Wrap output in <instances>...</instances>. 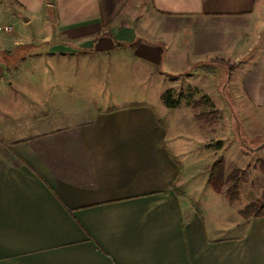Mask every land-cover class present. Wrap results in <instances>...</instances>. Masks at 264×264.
I'll return each instance as SVG.
<instances>
[{
	"label": "crops",
	"instance_id": "1",
	"mask_svg": "<svg viewBox=\"0 0 264 264\" xmlns=\"http://www.w3.org/2000/svg\"><path fill=\"white\" fill-rule=\"evenodd\" d=\"M211 84L264 113V0H0V264H264L170 129Z\"/></svg>",
	"mask_w": 264,
	"mask_h": 264
},
{
	"label": "rangeland",
	"instance_id": "2",
	"mask_svg": "<svg viewBox=\"0 0 264 264\" xmlns=\"http://www.w3.org/2000/svg\"><path fill=\"white\" fill-rule=\"evenodd\" d=\"M211 69L212 65H209L204 70L207 73ZM212 86L211 84L208 88L206 85L203 90L193 87L181 96V104L179 103L175 112L169 114L170 129L180 136V141L189 139V146L183 147V151L193 148L194 138L190 139L187 133L190 132L194 137L198 135V140L202 137L193 151L197 154L199 152L201 162L198 167L191 166L186 170L187 178L199 194V199H207V192L211 189L220 195L219 199L223 197L230 203L239 201L238 205L243 206L242 212L250 203L262 202L264 199V149L253 151L264 140V113L250 112L248 115H241V121L239 118L238 120L242 124V131L239 132V124L232 126L234 114L221 99L219 90L212 89ZM178 95L174 93L172 97L177 98ZM242 144L251 150L244 148ZM191 152L190 150V162H194L197 154L191 155ZM218 160L223 163L224 175L222 181L216 175L215 184L220 187L219 191L213 190L207 184L210 189L206 185V190L200 188V182L207 181L212 164ZM235 183L238 192L234 191ZM191 185L189 189L192 188ZM234 197L236 199L230 201ZM208 199L211 201V196ZM189 203L196 208V202L192 200Z\"/></svg>",
	"mask_w": 264,
	"mask_h": 264
},
{
	"label": "trees",
	"instance_id": "3",
	"mask_svg": "<svg viewBox=\"0 0 264 264\" xmlns=\"http://www.w3.org/2000/svg\"><path fill=\"white\" fill-rule=\"evenodd\" d=\"M182 94L179 93L177 98L172 97V92L171 91H166L164 95L162 96V100L165 104V106L169 109H174L179 106L180 103V98ZM220 145V143L218 144ZM219 181H222L223 175V163L222 161L218 160L215 163L212 164L211 169H210V174L207 179V185L212 188L213 190L219 191L220 187H217L215 184V181L217 179V176ZM222 184V182H221ZM234 191L238 192V186L237 183H235ZM238 194V193H237ZM238 197V195H237ZM236 197L230 199V201L235 200ZM242 219L244 220H249L251 218H259V217H264V199L262 202H255V203H250L245 207V209L241 212Z\"/></svg>",
	"mask_w": 264,
	"mask_h": 264
},
{
	"label": "water",
	"instance_id": "4",
	"mask_svg": "<svg viewBox=\"0 0 264 264\" xmlns=\"http://www.w3.org/2000/svg\"><path fill=\"white\" fill-rule=\"evenodd\" d=\"M242 145L244 148L249 149V147L247 145H245V144H242ZM262 149H264V140L257 147H255V149H253V151H259ZM249 150H251V149H249Z\"/></svg>",
	"mask_w": 264,
	"mask_h": 264
},
{
	"label": "built area",
	"instance_id": "5",
	"mask_svg": "<svg viewBox=\"0 0 264 264\" xmlns=\"http://www.w3.org/2000/svg\"><path fill=\"white\" fill-rule=\"evenodd\" d=\"M9 28H5V30H8Z\"/></svg>",
	"mask_w": 264,
	"mask_h": 264
}]
</instances>
